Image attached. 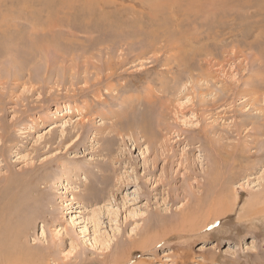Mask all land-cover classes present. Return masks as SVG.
<instances>
[{"label":"rangeland","instance_id":"1","mask_svg":"<svg viewBox=\"0 0 264 264\" xmlns=\"http://www.w3.org/2000/svg\"><path fill=\"white\" fill-rule=\"evenodd\" d=\"M0 41V214L26 215L21 244L51 243L49 264H264V0H0ZM144 98L171 125L151 145L127 132ZM173 224L196 234L156 244Z\"/></svg>","mask_w":264,"mask_h":264},{"label":"bare ground","instance_id":"2","mask_svg":"<svg viewBox=\"0 0 264 264\" xmlns=\"http://www.w3.org/2000/svg\"><path fill=\"white\" fill-rule=\"evenodd\" d=\"M158 2V1H157ZM175 2V1H174ZM156 4V3H155ZM159 4V3H158ZM172 6V5H171ZM172 9V8H171ZM157 11V10H156ZM162 11V10H161ZM161 15V14H160ZM206 15V14H204ZM208 16V15H207ZM154 17V16H153ZM142 18V17H141ZM36 20V19H34ZM33 20V21H34ZM152 20V19H151ZM27 21H30V20H27ZM32 21V20H31ZM47 21V20H46ZM85 21V20H84ZM156 21V20H155ZM5 22V21H3ZM9 22H12V21H9ZM8 22V24H9ZM14 22V21H13ZM22 22V21H21ZM26 22V21H25ZM48 22V21H47ZM53 22V21H52ZM17 23V22H15ZM19 23V22H18ZM17 23V24H18ZM32 23V22H31ZM38 21L36 23H32V27H37V24ZM41 24V23H40ZM39 26H42L40 25ZM48 24V23H47ZM5 25V24H3ZM12 25V24H11ZM10 25V26H11ZM19 25V24H18ZM17 25V26H18ZM27 25V24H26ZM50 25V23H49ZM68 25V24H67ZM85 25V24H84ZM83 25V26H84ZM99 25V24H98ZM7 26V24H6ZM5 26V27H6ZM9 26V25H8ZM30 26V25H29ZM38 26V27H39ZM14 27V26H12ZM43 27V26H42ZM87 27H88V24H87ZM94 27V26H93ZM161 27V26H160ZM20 28V26H19ZM27 28V27H26ZM34 28V29H35ZM80 28V27H79ZM175 28V27H174ZM210 28V27H209ZM11 29V27H10ZM42 29V28H41ZM82 29H84V27H82ZM87 29V28H86ZM84 29V30H86ZM89 29V28H88ZM98 29V28H97ZM158 29V28H157ZM168 29V28H167ZM166 29V30H167ZM8 30V28H7ZM17 30V29H16ZM95 30V29H94ZM22 31V30H21ZM20 31V32H21ZM28 31V29L26 30ZM50 31V30H49ZM48 31V32H49ZM93 31V30H92ZM218 31V30H217ZM259 31V30H258ZM87 32V31H86ZM101 32V31H100ZM187 32V31H186ZM11 33V32H9ZM25 32H23V35ZM31 33V32H30ZM89 33V32H88ZM97 33V32H96ZM176 33V32H175ZM3 34V33H1ZM8 34V33H7ZM19 34V32H18ZM29 34V33H27ZM32 34V33H31ZM46 34V33H45ZM84 34V33H83ZM91 34V33H90ZM100 34V33H99ZM178 34V33H177ZM9 35V34H8ZM44 35V33L42 34ZM72 35V34H71ZM75 35V34H74ZM201 35V34H199ZM260 35V34H259ZM263 35V34H262ZM20 36V34H19ZM30 36V35H29ZM29 36H28V39H29ZM90 36V35H89ZM258 36V35H257ZM16 37V36H15ZM39 37V36H38ZM31 38V37H30ZM92 38V37H91ZM109 38V37H108ZM3 39V38H1ZM69 39V38H68ZM93 39V38H92ZM97 39V38H96ZM215 39V38H214ZM257 39V38H256ZM10 40V39H9ZM12 40V38H11ZM30 40V39H29ZM88 40V39H87ZM182 40V39H181ZM193 40V39H192ZM14 41V40H13ZM173 41V40H172ZM255 41V40H254ZM2 42V41H0ZM15 42V41H14ZM23 42V41H22ZM28 42V41H27ZM35 42V41H34ZM90 41H87V43H89ZM120 42V40H119ZM186 42V41H185ZM256 42V41H255ZM8 43L10 44V42L8 41ZM179 43V42H178ZM260 43V42H259ZM16 44V42H15ZM59 44V42H58ZM192 44V42H191ZM213 44V43H212ZM6 45H8L6 43ZM12 44H10L11 46ZM253 45V44H252ZM257 45V44H255ZM260 45V44H259ZM262 45H263V42H262ZM16 46V45H15ZM19 46V44L17 45V47ZM29 46V45H28ZM2 47V46H1ZM13 47H14V43H13ZM21 47V45H20ZM30 47V46H29ZM34 47V45H33ZM32 47V48H33ZM55 47V46H54ZM253 46H251L252 48ZM261 47V46H260ZM4 48V47H3ZM8 48V47H6ZM19 48V47H18ZM74 48V47H73ZM81 48V47H80ZM89 48V47H88ZM239 48V47H238ZM257 48V47H256ZM5 49V48H4ZM31 49V47H30ZM29 49V50H30ZM180 49V48H179ZM221 49V48H220ZM240 49V48H239ZM6 50V49H5ZM63 50V49H62ZM262 50V49H261ZM264 50V49H263ZM259 51V50H258ZM11 52V51H10ZM16 52V51H15ZM19 52V51H18ZM7 53V52H6ZM29 53V52H28ZM142 53V52H141ZM143 53H145V51H143ZM142 53V54H143ZM20 54V53H19ZM160 54V53H159ZM201 54V53H200ZM226 54V53H225ZM241 54V53H240ZM261 54V52H260ZM31 55V54H30ZM118 55V54H117ZM153 55V54H152ZM169 55V54H168ZM139 56H141V54L139 55H135L134 56H131V54H128V57L125 59L124 62H133L134 59H137ZM143 56V55H142ZM228 56V55H227ZM235 56V55H234ZM260 56V55H259ZM206 57V56H205ZM263 57V56H262ZM261 57V58H262ZM109 58V57H108ZM210 58V57H209ZM140 59V58H139ZM145 59V58H144ZM143 59V60H144ZM16 61V60H15ZM92 61V60H91ZM111 61H114L116 62V65L115 66H109L107 65V63H105V66L103 68H107V69H113L115 70L114 72H112V76L114 77L115 75V72H117L116 70L118 68H120V64L122 61H119V57H113V60ZM118 61V62H117ZM206 61V60H205ZM255 61V60H254ZM262 61V60H261ZM199 62V61H198ZM172 63V62H171ZM90 64V63H89ZM98 64V63H97ZM191 64V63H190ZM263 64V63H262ZM128 65V64H127ZM16 66V65H15ZM120 66V67H119ZM263 66V65H262ZM92 67V66H91ZM102 67V66H101ZM181 67V66H180ZM259 67V66H258ZM102 68V69H103ZM186 68V67H185ZM190 68V67H189ZM260 68V67H259ZM259 68H257L256 70H259ZM187 69V68H186ZM261 69V68H260ZM112 70V71H113ZM125 70V69H124ZM181 70V69H180ZM89 71V70H88ZM187 71V70H186ZM254 71V70H253ZM91 72V71H90ZM259 72V71H258ZM111 73V72H110ZM127 73V72H126ZM167 73V72H166ZM260 73H262L260 71ZM97 74V72H96ZM146 74V73H145ZM258 74V73H256ZM122 75V74H121ZM104 76V75H103ZM112 76H109L107 77L108 79ZM169 76V75H168ZM98 77V76H97ZM112 77V78H113ZM117 77V76H116ZM119 77V76H118ZM131 77V76H130ZM85 78V77H84ZM115 78V77H114ZM173 78V77H171ZM192 78V76H191ZM13 79V78H12ZM106 79V78H105ZM176 79V78H175ZM14 80V79H13ZM103 80V79H102ZM114 80V79H113ZM142 80V79H141ZM105 81V80H104ZM111 81V80H110ZM118 81V80H117ZM106 82V81H105ZM108 82V81H107ZM106 82V83H107ZM119 82V81H118ZM122 82V81H121ZM170 82V81H169ZM88 84V83H86ZM101 84V83H100ZM124 84V83H123ZM190 84V83H189ZM136 85V84H135ZM169 85V84H168ZM118 86V85H117ZM137 86V85H136ZM128 87V86H127ZM168 87V86H167ZM119 88V86H118ZM189 88V87H188ZM256 88V87H255ZM258 88V87H257ZM261 88V87H260ZM165 89V88H164ZM159 90V89H158ZM157 90V91H158ZM263 90V89H262ZM166 91V90H165ZM258 91V90H257ZM163 92V91H162ZM176 92V91H175ZM256 92V91H255ZM167 93V92H166ZM183 95V94H182ZM184 96V95H183ZM154 97V96H153ZM181 97V96H180ZM130 98L132 97H129L127 99H129L130 101ZM155 98V97H154ZM161 98V97H160ZM171 98V97H170ZM176 98V97H175ZM126 99V100H127ZM132 100V99H131ZM144 98V100H140V99H137V100H133L132 103H126V109H128L127 107H129L130 110H132V114H133V120L130 121V127L128 128V130H130V128L132 129V131H127L128 133H132L134 136H136L135 138H140L139 136H141L142 138L145 139V141L147 142H150V145H151V142L152 143H156V141L158 140V133L157 131H170L171 132V128L169 125H166V124H162V120L160 119V116L157 117L155 115V113H153V110H154V106H153V103L151 102H146ZM128 101V100H127ZM149 101V99H148ZM159 101V100H158ZM133 105V106H132ZM124 108V107H123ZM129 110V111H130ZM156 112V111H155ZM119 114V113H118ZM121 115V114H120ZM123 115V114H122ZM130 115V113H129ZM153 115H155L154 118H156V122L153 123L155 120H153L151 117H153ZM159 115V114H158ZM116 116V115H115ZM123 117V116H122ZM121 118V117H120ZM129 119V118H128ZM88 121H86L87 123ZM91 123V122H90ZM117 123V122H116ZM117 126V125H116ZM113 127V126H112ZM111 127V128H112ZM116 128V127H115ZM118 128V127H117ZM114 129V127H113ZM115 131V130H114ZM125 131V129H124ZM120 132V131H119ZM115 133V132H114ZM118 135V133H116ZM120 135V134H119ZM166 135V134H165ZM164 135V136H165ZM168 135V134H167ZM173 135V134H172ZM121 136V135H120ZM132 136V135H131ZM67 137V136H66ZM64 137L63 138V141H65L67 138ZM117 137V136H116ZM15 138V137H14ZM13 138V139H14ZM11 139V138H10ZM134 139V138H133ZM140 140V139H138ZM119 141V140H118ZM144 141V140H143ZM137 142V140H136ZM138 143V142H137ZM209 158V157H208ZM210 173H211V169L209 171H206V183L205 185L207 186L208 185V181H209V176H210ZM113 186V185H112ZM47 189V188H46ZM46 192V191H45ZM49 192V191H48ZM15 193V192H14ZM24 195V194H23ZM43 195V194H42ZM48 195V194H47ZM44 194V196H47ZM16 197V196H15ZM17 198V197H16ZM23 198V197H22ZM45 199V198H44ZM43 199V200H44ZM223 199V198H222ZM42 200V201H43ZM48 200V199H47ZM48 202V201H47ZM54 202V201H53ZM199 202V201H198ZM197 202V203H198ZM228 202V201H227ZM41 205V203H39ZM235 204V203H234ZM7 205V203L5 204ZM43 205V204H42ZM47 206V203L45 204ZM216 206V207H215ZM234 207V205H233ZM233 207L230 209L229 208H225V207H222V205H219L218 203H216L214 205V213H215V216H218L219 218H222L223 216H225L226 214H228L232 209ZM21 208L22 210L25 212L28 210V208H30V205L28 204L27 206L26 205H21ZM41 208V207H40ZM1 210V209H0ZM41 210V209H40ZM44 211V209H43ZM46 213V212H45ZM230 214V213H229ZM1 216V214H0ZM39 216V215H38ZM217 217V218H218ZM7 218V219H6ZM8 214L5 216H1L0 218V264H49L50 263V258L52 256V252L50 251L51 249V243L47 242L46 244L44 243L42 246H36L35 248L33 247L32 249L27 247L26 245L24 246L23 244H21V238H23L25 236V231H26V223H28L27 221V218H26V215L23 216L20 220V223L21 224H17L15 223L14 221H10L8 220ZM225 219V218H224ZM173 226V227H172ZM161 233V236H160V239L158 242H156V244H162V243H166L168 240L172 239L173 237H187L189 235H194L196 234V231H192V232H188V229L186 228V226L184 225H181V224H173L169 227H166V228H163L162 229V232ZM207 235V234H206ZM158 236V235H157ZM177 244V243H176ZM35 245V244H32V246ZM155 245V244H154ZM38 247V249H36ZM54 256V255H53ZM122 260V259H121ZM55 262V261H54ZM63 262V261H62ZM65 262V261H64ZM128 262V261H127ZM68 262H65L64 264H67ZM125 263V262H124ZM55 264H61V263H57L55 262ZM121 264V263H119Z\"/></svg>","mask_w":264,"mask_h":264}]
</instances>
